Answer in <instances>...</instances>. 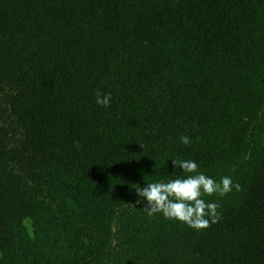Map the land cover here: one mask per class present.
<instances>
[{
	"label": "trees",
	"instance_id": "1",
	"mask_svg": "<svg viewBox=\"0 0 264 264\" xmlns=\"http://www.w3.org/2000/svg\"><path fill=\"white\" fill-rule=\"evenodd\" d=\"M176 158L240 185L199 232ZM0 264H264V0H0Z\"/></svg>",
	"mask_w": 264,
	"mask_h": 264
},
{
	"label": "clouds",
	"instance_id": "2",
	"mask_svg": "<svg viewBox=\"0 0 264 264\" xmlns=\"http://www.w3.org/2000/svg\"><path fill=\"white\" fill-rule=\"evenodd\" d=\"M94 102L97 106L107 109L111 104V93L94 90ZM179 142L183 146L191 143L188 136L181 135ZM173 168L185 174L170 179H156L144 182L135 188L136 203L143 205L147 215L161 214L167 220L183 223L187 227L201 231L210 223L221 218L217 201L205 199L214 194L225 196L233 190L239 191L240 185L230 175L213 179L203 171H198V164L191 159H171Z\"/></svg>",
	"mask_w": 264,
	"mask_h": 264
}]
</instances>
